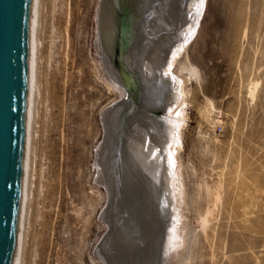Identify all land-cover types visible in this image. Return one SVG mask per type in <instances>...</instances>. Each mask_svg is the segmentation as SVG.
<instances>
[{
  "label": "rangeland",
  "instance_id": "374dc122",
  "mask_svg": "<svg viewBox=\"0 0 264 264\" xmlns=\"http://www.w3.org/2000/svg\"><path fill=\"white\" fill-rule=\"evenodd\" d=\"M100 1L40 0L22 264H104L97 247L110 230L102 219L109 196L97 182V150L102 113L126 92L107 82L95 50ZM172 72L183 81L186 120L174 145L175 208L167 215L164 200L156 204L160 263L264 264V0H204ZM207 101L218 115L207 117Z\"/></svg>",
  "mask_w": 264,
  "mask_h": 264
},
{
  "label": "bare ground",
  "instance_id": "6f19581e",
  "mask_svg": "<svg viewBox=\"0 0 264 264\" xmlns=\"http://www.w3.org/2000/svg\"><path fill=\"white\" fill-rule=\"evenodd\" d=\"M174 1L101 0L96 8L95 50L107 82L119 89L121 83L109 63L116 34L117 9L120 10L124 2L141 18L135 41L124 59L127 69L138 75L141 105L126 102L124 97V100L102 113L104 139L97 150V182L108 192V205L102 213V219L110 230L97 247V254L103 256L104 264H162L164 235L159 227L162 228L163 219L157 215L156 204L159 198L163 199L168 215L175 197V181H178L174 145H180L178 131L186 120L182 100L183 81L172 70L196 33L204 4V0H181L178 4H174ZM183 2L185 6H182ZM39 16L40 0H35L22 189L13 264L23 262L26 216L35 170L32 126L38 93L36 61ZM183 68L186 70L185 66ZM188 68L189 77H196V70L191 65ZM251 86L249 95L253 99L258 83L254 82ZM174 109L180 112L176 120L170 117ZM158 110H162L163 114H157L155 111ZM205 112L209 118L220 113L210 101L206 103ZM165 113L166 119L156 118ZM213 120L220 123L219 120ZM129 202L134 204L131 211Z\"/></svg>",
  "mask_w": 264,
  "mask_h": 264
},
{
  "label": "water",
  "instance_id": "95a60500",
  "mask_svg": "<svg viewBox=\"0 0 264 264\" xmlns=\"http://www.w3.org/2000/svg\"><path fill=\"white\" fill-rule=\"evenodd\" d=\"M35 0H0V264H13L22 189L24 138L32 68ZM126 6V7H125ZM109 55L125 101L140 106L138 75L125 64L140 24L138 12L117 9ZM162 115L163 111H155Z\"/></svg>",
  "mask_w": 264,
  "mask_h": 264
},
{
  "label": "built area",
  "instance_id": "2783aa9c",
  "mask_svg": "<svg viewBox=\"0 0 264 264\" xmlns=\"http://www.w3.org/2000/svg\"><path fill=\"white\" fill-rule=\"evenodd\" d=\"M220 130H221V128H220V127H218V128H217V131L219 132Z\"/></svg>",
  "mask_w": 264,
  "mask_h": 264
}]
</instances>
